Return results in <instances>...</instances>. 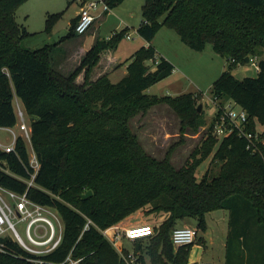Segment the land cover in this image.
I'll list each match as a JSON object with an SVG mask.
<instances>
[{"label":"trees","instance_id":"16d2710c","mask_svg":"<svg viewBox=\"0 0 264 264\" xmlns=\"http://www.w3.org/2000/svg\"><path fill=\"white\" fill-rule=\"evenodd\" d=\"M104 1L115 8L124 0ZM25 2L0 0V127L17 125L14 100L19 99L30 117L31 146L40 166L29 185L35 170L27 142L19 136L11 151L0 145V186L54 209L63 232L59 245L41 255L30 253L6 232L0 264H67L78 259L79 264H124L102 231L148 205L150 212L168 216L154 225L153 235L134 241L140 264H147L146 252L152 264H188L193 244L175 247L173 228L178 220L192 217L196 228L205 230L206 213L219 208L230 211L226 264H264V146L253 153L236 132L217 138L213 121L202 144L176 167L173 146L158 159L131 127L134 117L161 103L177 114L182 134L188 129L196 133L206 124L204 109L198 108L200 92H146L175 69L170 60L157 56L151 43L163 26L174 28L192 49L203 50L211 43L226 57L227 68L212 86L213 101H236L247 111L251 131L258 122L264 124V0H144L137 31L149 44L113 67L128 63L116 82L110 77L113 70L91 76L102 53L115 50L128 27L97 39L81 63L65 74L52 64L58 42L38 48L22 45L32 34L17 20ZM56 15L50 14L46 30ZM77 21L78 16L68 37L77 35ZM247 56L258 58V73L239 79L232 70L247 62ZM210 157L218 172L207 169L198 178V168ZM89 189L92 194L82 198Z\"/></svg>","mask_w":264,"mask_h":264},{"label":"rangeland","instance_id":"374dc122","mask_svg":"<svg viewBox=\"0 0 264 264\" xmlns=\"http://www.w3.org/2000/svg\"><path fill=\"white\" fill-rule=\"evenodd\" d=\"M89 1L91 0H26L17 11V20L32 34L23 39L22 45L27 48H38L46 44L58 42V44H62V49L66 48L67 44L63 42L79 36L74 35V37H68L72 30L73 20L81 11V7ZM143 3L144 0H124L116 6L118 7L116 9L110 7L101 9L104 1L99 0V8L97 7L98 9L94 12L96 14V20L84 35H92V31H96V33L98 32L99 38L106 39L113 36L116 32H121L126 28V24L128 23L130 25L128 33L131 37H122L115 48L121 57V62H124L140 46L139 43H141V37L137 33V28L143 20ZM54 13L57 15L52 20L51 28L50 30H46L47 19L50 14ZM163 18L161 17V20ZM90 39L87 43H90ZM151 43L155 46L158 57H160V53L165 52L170 55L176 70L168 77L150 86L146 92L158 96H177L183 93L200 92L202 98H200L199 103L203 104L202 109H204L206 124L200 127L196 133L188 129L186 133L182 134L180 132V123L177 114L168 104L161 103L150 108L145 114L140 113L134 117L131 121V127L138 135L145 149L158 159L164 158L167 151L173 146L171 153L172 162L176 167H181L190 158L194 149L202 144V141L209 132V125L214 121L217 105L213 101L212 86L221 73L226 70L227 59L223 55L215 52L211 43H207L203 50L190 48L183 43L177 31L172 27L163 26L152 38ZM87 45H89L87 47L91 48L90 44ZM255 60H258V58ZM52 64L56 70L60 71L53 61ZM76 67V65L70 63L62 71L65 74H69ZM95 71L91 77L97 75ZM126 71L124 67H116L110 75L112 81L116 82L121 79ZM232 73L235 77L242 79L244 77H254L258 72L257 68L249 61L235 66ZM83 79L84 72L82 71L78 75L77 80L82 82ZM17 102L23 107L21 101L17 98L14 100L15 107ZM24 117L27 126L30 127V117L25 110ZM258 127L263 129L264 124L258 122ZM14 129L19 134V126L16 125ZM10 139L11 134L0 129V141L6 143ZM27 144L29 152H32L30 142H27ZM210 161L211 157L200 165L196 173L198 178H201L207 169L211 173L218 172L219 166ZM1 192L5 195L2 190ZM149 208V205L139 208L125 218L119 225H129L131 220H138L141 221V224H151L152 226L159 224L161 222L160 214L157 215L154 212H150ZM224 211L225 209H220L212 213L209 217V230L207 232H205L207 228L202 231L200 230V237L205 238L208 253L214 251L218 255L224 251L220 242L222 229L224 228V221H222L225 218ZM51 218L57 225V220L52 216ZM189 219L192 223L195 222L194 218L189 217ZM13 221L20 236L29 243L26 234L28 222L19 217H13ZM181 221L178 220V224ZM7 232L12 233L11 230ZM211 237H213V241ZM142 240L147 241V238H143ZM122 243L129 251H135L133 240L123 238ZM138 253L140 254L141 252L138 251ZM145 259L147 264H152L147 252L145 253ZM136 264L140 263L137 262Z\"/></svg>","mask_w":264,"mask_h":264},{"label":"built area","instance_id":"2783aa9c","mask_svg":"<svg viewBox=\"0 0 264 264\" xmlns=\"http://www.w3.org/2000/svg\"><path fill=\"white\" fill-rule=\"evenodd\" d=\"M98 2L99 0H91L81 7L75 27V32L77 34H84L93 26L96 20V15L93 11L97 9ZM107 7L109 6L104 1L103 8L106 9ZM126 37L130 38L131 35L127 33ZM255 59L256 57H253L250 61L258 70L259 63L258 60ZM215 104L217 108L214 116L213 134L217 138H224L236 132L239 136H243L247 139V147L253 153L262 152L264 146V128L261 129L257 126L255 131L249 130L247 111L232 99L226 100L222 105ZM15 111L20 132L18 134L14 127H3L4 131L11 134V139L8 144H4L0 141V145L6 151L15 149L19 136L23 137L26 142H30L31 144V128L27 126L24 117V109L18 102ZM29 159L30 165L35 170L32 174V178L28 181V184L32 185L36 172L40 166L33 148L32 152H30ZM51 216L57 220V225ZM13 217H19L28 222L26 234L29 243L20 236L15 222L13 221ZM61 223L63 224L60 216L54 209L30 200L26 194H18L15 191L0 186V251H3L4 248L2 237L8 230H11L19 244L30 253L41 255L50 252L57 247L61 241L63 232ZM145 225L146 224H118L102 231L119 252L123 258L124 264H136L140 254L136 251H129L126 249L122 243L123 238L135 241L138 238L153 235L155 232L154 227L151 224ZM198 233V229L190 225L175 227L171 233V240L175 247L193 244L197 239ZM79 261L80 259L70 260L67 264H79Z\"/></svg>","mask_w":264,"mask_h":264},{"label":"crops","instance_id":"0c3cea01","mask_svg":"<svg viewBox=\"0 0 264 264\" xmlns=\"http://www.w3.org/2000/svg\"><path fill=\"white\" fill-rule=\"evenodd\" d=\"M116 8H118V7H115L114 9H116ZM101 9H103V6ZM93 12H95V10ZM126 27L130 28V25L127 23ZM137 33H138V31H137ZM91 34L92 35H88V36H86L84 34H82V35L77 34V35H79V36H77V38L63 42L65 44H67L66 48H64V49H62L63 46L61 43L52 48V57H53L52 61H53V63H55V65L58 66L60 71H62L63 68L67 67V64L71 63L72 65L74 64V65L78 66L81 63L83 56L90 49L89 47H87V46H89L87 44H90V46L92 47V45L96 42V40L100 39L98 37V32L96 33V31H92ZM89 38H91L90 43H87ZM140 39H141V43H139L140 44L139 47H141L143 45L147 46L149 44L143 37H141ZM55 43H57V42H55ZM55 43H53V44H55ZM160 56L165 57L166 59L171 61L170 55L166 52L160 53ZM120 62H121V57H120V55L116 49L115 50H107L104 53H102L101 59H100L98 65L96 67L95 74L99 75V74L104 73V72H111L113 70V67L115 65L119 64ZM127 65H128V63H124L120 67H124L125 69H127ZM175 70H176V68L173 70V73L175 72ZM62 73H64V72L62 71ZM0 129L3 130V127H0ZM9 142H6L4 144H8ZM220 209H225V208H219V209L212 210V211H209L208 213H206V222H207L206 228H207V230L205 232H207L209 230V217L212 215V213H215V211L220 210ZM223 213L225 215V218L222 219V221H224V228L222 229V237H221L220 242H221V246L224 249V251H222V253L218 254V255L215 254L214 251H211L210 253H208V250L206 249L207 244L205 242V238L200 237L201 232L198 229L199 233L197 236V241H195L191 247V250L189 253V258H188V264H226L227 239H228L229 228H230L229 227L230 211L228 209H225V211ZM167 216H168V213L161 214L160 215V221H163L164 219H166ZM225 222H227V223L225 224ZM196 223H197L196 220L194 223H192V221L189 219V217H186L179 224H177L176 227L183 226V225H190L193 227H197ZM137 224H141V221L131 220L129 223V225H137ZM211 240L212 241L214 240L213 237H211Z\"/></svg>","mask_w":264,"mask_h":264},{"label":"water","instance_id":"95a60500","mask_svg":"<svg viewBox=\"0 0 264 264\" xmlns=\"http://www.w3.org/2000/svg\"><path fill=\"white\" fill-rule=\"evenodd\" d=\"M246 61L247 62L250 61V58L248 56L246 57ZM202 106H203V104L199 103L198 108H199L200 111L202 110ZM91 194H92V190H89L88 192L82 194V198H86V197L90 196Z\"/></svg>","mask_w":264,"mask_h":264}]
</instances>
